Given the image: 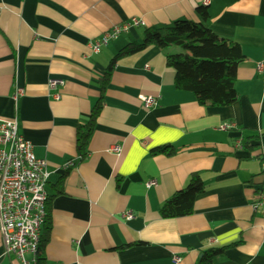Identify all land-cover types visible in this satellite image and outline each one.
<instances>
[{"label":"crops","instance_id":"crops-1","mask_svg":"<svg viewBox=\"0 0 264 264\" xmlns=\"http://www.w3.org/2000/svg\"><path fill=\"white\" fill-rule=\"evenodd\" d=\"M202 2L0 0V119L17 120L49 172L44 264H198L204 249L235 243L215 264H264V217L255 208L264 185V0ZM132 19L143 25L90 51L92 41ZM178 20L240 45L238 100L199 104L175 87L164 51L149 46L117 61L82 159L78 128L101 97L111 61L142 43L146 29ZM51 78L64 81L60 100L50 96ZM17 89L23 94L15 101ZM142 95L157 104L145 107ZM165 146L176 153L152 154ZM196 173L204 192L193 212L162 217L163 204ZM0 264H21L5 255L1 231Z\"/></svg>","mask_w":264,"mask_h":264},{"label":"trees","instance_id":"trees-1","mask_svg":"<svg viewBox=\"0 0 264 264\" xmlns=\"http://www.w3.org/2000/svg\"><path fill=\"white\" fill-rule=\"evenodd\" d=\"M155 45L166 56L167 66L175 72V87L178 90L193 92L203 106H229L238 98L236 90L237 69L245 56L236 42H224L203 23L191 20H178L172 25L149 28L144 31V41L122 49L107 67L100 81L101 97L93 108L89 121L80 125L77 133V147L83 159L88 154V145L95 131L98 118L105 103V92L111 80L117 61L123 56L139 52ZM182 48L189 52H174ZM176 153L172 146L159 147L152 154ZM204 192L203 181L199 174H193L188 185L177 191L160 209L164 218H177L193 212V204L198 194ZM51 224L47 222L41 236L38 264H44V248L50 239ZM235 244L224 247H208L202 251L198 264H215L224 257L225 251Z\"/></svg>","mask_w":264,"mask_h":264},{"label":"built area","instance_id":"built-area-1","mask_svg":"<svg viewBox=\"0 0 264 264\" xmlns=\"http://www.w3.org/2000/svg\"><path fill=\"white\" fill-rule=\"evenodd\" d=\"M212 1L203 0L202 4L209 6ZM142 25L138 19L118 24L100 39L92 41L89 49L99 53L111 41ZM259 69L264 70V65L259 64ZM63 85L61 79H50L48 87L53 99H61ZM22 94L23 91L17 89L13 99L17 101ZM141 100L147 108L157 104L149 95H142ZM232 128H235L234 123L221 124L223 130ZM119 150V147L115 148V151ZM262 167L264 171V157ZM48 178L46 161L36 156L31 143L19 133L17 120L0 119V231L5 255L16 257L21 264H38L41 236L48 215ZM153 184L155 182L147 185ZM255 208L260 209L264 217V185ZM125 216L129 219L132 213L127 212ZM179 260V257L175 258V261Z\"/></svg>","mask_w":264,"mask_h":264}]
</instances>
